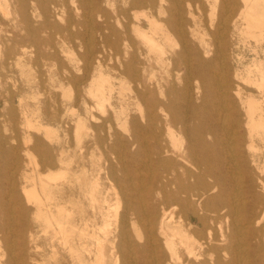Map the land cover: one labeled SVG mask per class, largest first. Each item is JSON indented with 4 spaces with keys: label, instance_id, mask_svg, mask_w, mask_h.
<instances>
[{
    "label": "bare ground",
    "instance_id": "bare-ground-1",
    "mask_svg": "<svg viewBox=\"0 0 264 264\" xmlns=\"http://www.w3.org/2000/svg\"><path fill=\"white\" fill-rule=\"evenodd\" d=\"M256 31L264 0H0V69L86 48L83 75L49 77L77 92L45 122L0 78V264H40V233L55 264H264V48L242 70L231 41ZM67 113L72 167L44 140Z\"/></svg>",
    "mask_w": 264,
    "mask_h": 264
},
{
    "label": "rangeland",
    "instance_id": "rangeland-1",
    "mask_svg": "<svg viewBox=\"0 0 264 264\" xmlns=\"http://www.w3.org/2000/svg\"><path fill=\"white\" fill-rule=\"evenodd\" d=\"M120 5H121L120 2H118L117 5L114 7L102 3V7L108 11L109 15L112 17L113 22H114V11L116 10V7L117 6L120 7ZM192 9L195 15L197 16V18H199L202 21L201 24L203 29L205 30L208 29L211 22L210 5L205 4L203 10L199 11L197 9V5L193 4ZM97 21L98 23H102L103 20L97 19ZM260 34L261 33L259 31H256L253 33L252 37H248L249 35L246 36V34L244 35L235 34L234 37L231 38V41L234 43L233 46L234 48H236L237 54L243 61V66L241 68L242 70H244L245 66L251 63V60L255 57L253 50L258 49L259 51H261L262 47L264 48V41L262 42L259 39ZM55 40L59 41L61 40V37H55ZM65 42H66L65 46L67 53H61L57 51L58 53L57 61L56 60L46 61V60L38 59L33 55L32 58L28 59L27 62L24 64H20V65L12 64L6 67V69H0V78H2L3 81H5V87H6L4 89L5 91L4 95H8V96L15 95V107L17 109L18 118L21 117L20 109H18L19 108L18 106L20 104L24 107L25 112H27L32 119L38 117V119L42 122L46 121L45 110L47 108H50L51 110L54 109L56 111L57 110L64 111L66 105L75 104V95L77 92L76 90L77 87L70 85L67 82L63 87H54L49 82V77L52 75H64L65 77H67V75H71V74L81 76L84 73L83 70L85 67L84 54L86 52L85 46L83 47V43L80 40H75L74 44L70 43L68 40H66ZM73 45L75 47L72 48ZM99 48H100L99 45H97V49ZM107 56L112 57V60L108 59L106 61L109 67L117 65L115 57L113 56L112 52L110 51L107 52ZM155 71L157 76L163 74V69L160 67H156ZM112 74H115V72H112ZM114 82L118 87L120 81L117 79L114 80ZM130 86H132V84H130ZM20 92L23 93L22 97L19 96ZM70 95L73 97L72 101L69 100ZM20 99L22 100L20 101ZM132 108L134 109L135 107ZM95 112L97 115H99L98 110H96ZM4 114L5 116L0 117V121L5 120V118L7 119V117L9 116L7 113ZM75 117L76 116L72 115L71 113H67V115H65V118L71 123V125L69 127L67 126L66 128H59V129L51 127V133L49 134V137L44 138V140L48 144L52 145L55 148L63 147L64 150L62 155L64 159V164L67 167L74 166L73 153H74V148L76 147L77 137H78L75 131ZM11 132L12 131L10 129L2 130V133L7 136L11 135L12 134ZM35 132L36 131L33 129L28 131L27 129L22 128L17 134V140L13 141L12 145L18 146L20 149H22L28 137L31 134H35ZM39 134L41 137H44L45 135L44 132ZM95 153L97 154L96 158L99 157L98 155L102 154L100 150H95ZM260 154L262 156V161L264 163V146L261 148ZM27 156L28 155H25L21 151V157L24 162L34 163L39 160L38 156L35 155L28 157ZM1 165L2 162H0V169H1ZM39 235L40 237L38 240V244H39L38 251H39L40 264H55L56 261L55 258L51 255V249L48 246V242L44 239V235L42 233H40Z\"/></svg>",
    "mask_w": 264,
    "mask_h": 264
}]
</instances>
